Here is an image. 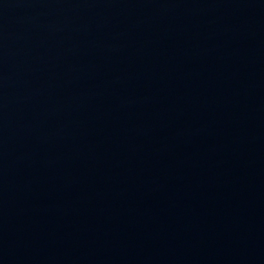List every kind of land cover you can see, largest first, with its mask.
Masks as SVG:
<instances>
[{"label":"water","instance_id":"1","mask_svg":"<svg viewBox=\"0 0 264 264\" xmlns=\"http://www.w3.org/2000/svg\"><path fill=\"white\" fill-rule=\"evenodd\" d=\"M0 264H264V0H0Z\"/></svg>","mask_w":264,"mask_h":264}]
</instances>
